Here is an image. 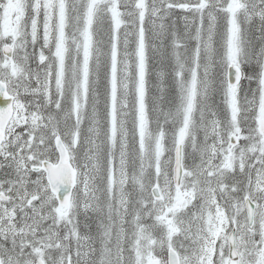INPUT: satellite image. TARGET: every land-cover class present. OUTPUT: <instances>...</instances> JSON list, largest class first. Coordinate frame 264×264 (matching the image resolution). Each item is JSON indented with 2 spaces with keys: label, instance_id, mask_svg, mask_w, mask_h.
I'll use <instances>...</instances> for the list:
<instances>
[{
  "label": "snow or ice",
  "instance_id": "obj_1",
  "mask_svg": "<svg viewBox=\"0 0 264 264\" xmlns=\"http://www.w3.org/2000/svg\"><path fill=\"white\" fill-rule=\"evenodd\" d=\"M0 264H264V0H0Z\"/></svg>",
  "mask_w": 264,
  "mask_h": 264
}]
</instances>
